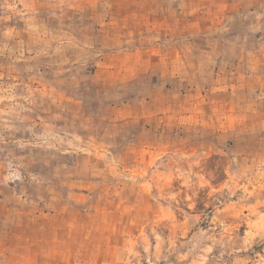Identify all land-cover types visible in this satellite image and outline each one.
Returning <instances> with one entry per match:
<instances>
[{
    "label": "rangeland",
    "instance_id": "374dc122",
    "mask_svg": "<svg viewBox=\"0 0 264 264\" xmlns=\"http://www.w3.org/2000/svg\"><path fill=\"white\" fill-rule=\"evenodd\" d=\"M196 1L191 38L264 85V0ZM91 4L0 0V264H264V93L248 121L100 119Z\"/></svg>",
    "mask_w": 264,
    "mask_h": 264
},
{
    "label": "crops",
    "instance_id": "0c3cea01",
    "mask_svg": "<svg viewBox=\"0 0 264 264\" xmlns=\"http://www.w3.org/2000/svg\"><path fill=\"white\" fill-rule=\"evenodd\" d=\"M195 3L191 0L184 10L176 0H92L85 58L95 67L93 110L100 119L163 121L166 126L249 120L241 118L236 94L264 93L261 67L257 60L248 64L246 54L232 64L210 49L215 41L191 38L216 26L214 16H196ZM200 51L206 52L207 63ZM259 106L256 101L247 110L256 112Z\"/></svg>",
    "mask_w": 264,
    "mask_h": 264
}]
</instances>
